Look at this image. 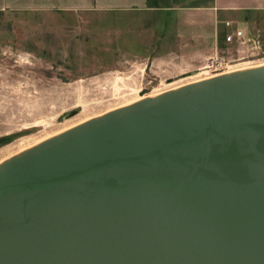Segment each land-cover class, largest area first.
Masks as SVG:
<instances>
[{
  "label": "water",
  "instance_id": "95a60500",
  "mask_svg": "<svg viewBox=\"0 0 264 264\" xmlns=\"http://www.w3.org/2000/svg\"><path fill=\"white\" fill-rule=\"evenodd\" d=\"M0 264H264V64L2 160Z\"/></svg>",
  "mask_w": 264,
  "mask_h": 264
},
{
  "label": "rangeland",
  "instance_id": "374dc122",
  "mask_svg": "<svg viewBox=\"0 0 264 264\" xmlns=\"http://www.w3.org/2000/svg\"><path fill=\"white\" fill-rule=\"evenodd\" d=\"M218 23L216 43L182 40L174 16L143 11L0 12V162L104 112L264 64V12Z\"/></svg>",
  "mask_w": 264,
  "mask_h": 264
},
{
  "label": "crops",
  "instance_id": "0c3cea01",
  "mask_svg": "<svg viewBox=\"0 0 264 264\" xmlns=\"http://www.w3.org/2000/svg\"><path fill=\"white\" fill-rule=\"evenodd\" d=\"M169 13L174 16L176 36L197 42L219 39L218 23L248 18L264 12V0H0V12L40 14L50 11ZM244 22V21H243ZM227 29V27L225 26Z\"/></svg>",
  "mask_w": 264,
  "mask_h": 264
},
{
  "label": "built area",
  "instance_id": "2783aa9c",
  "mask_svg": "<svg viewBox=\"0 0 264 264\" xmlns=\"http://www.w3.org/2000/svg\"><path fill=\"white\" fill-rule=\"evenodd\" d=\"M224 24L231 31L230 33L226 34L225 36L226 41L230 42L234 39L242 41L244 31L243 28L240 27L238 22L226 20Z\"/></svg>",
  "mask_w": 264,
  "mask_h": 264
},
{
  "label": "trees",
  "instance_id": "16d2710c",
  "mask_svg": "<svg viewBox=\"0 0 264 264\" xmlns=\"http://www.w3.org/2000/svg\"><path fill=\"white\" fill-rule=\"evenodd\" d=\"M219 40V39H218Z\"/></svg>",
  "mask_w": 264,
  "mask_h": 264
}]
</instances>
